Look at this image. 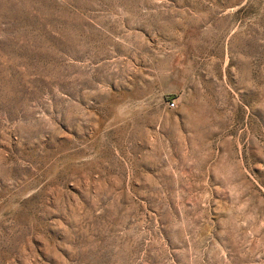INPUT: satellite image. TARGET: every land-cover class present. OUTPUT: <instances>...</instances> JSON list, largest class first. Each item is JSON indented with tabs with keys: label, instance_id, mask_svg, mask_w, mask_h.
I'll return each mask as SVG.
<instances>
[{
	"label": "rangeland",
	"instance_id": "obj_1",
	"mask_svg": "<svg viewBox=\"0 0 264 264\" xmlns=\"http://www.w3.org/2000/svg\"><path fill=\"white\" fill-rule=\"evenodd\" d=\"M0 264H264V0H0Z\"/></svg>",
	"mask_w": 264,
	"mask_h": 264
},
{
	"label": "built area",
	"instance_id": "obj_2",
	"mask_svg": "<svg viewBox=\"0 0 264 264\" xmlns=\"http://www.w3.org/2000/svg\"><path fill=\"white\" fill-rule=\"evenodd\" d=\"M173 101L172 100H167L166 101V105L168 106V107H172L173 106Z\"/></svg>",
	"mask_w": 264,
	"mask_h": 264
}]
</instances>
